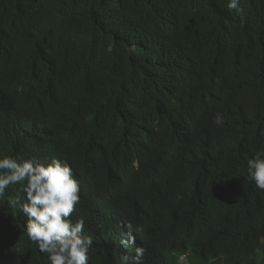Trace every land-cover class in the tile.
Listing matches in <instances>:
<instances>
[{"label": "trees", "instance_id": "1", "mask_svg": "<svg viewBox=\"0 0 264 264\" xmlns=\"http://www.w3.org/2000/svg\"><path fill=\"white\" fill-rule=\"evenodd\" d=\"M13 1L0 0V29L12 16L5 18L2 7ZM62 1L79 23L86 19L98 40L94 52L83 39L72 56L58 50L55 60L70 59L77 83L46 118L50 154L82 174V204L74 214L83 218L92 240L88 264H123L122 257L134 256L137 247L146 249L143 264H178L180 256L187 264H264V190L249 179L247 164L264 152V4L249 15V0H240L239 12L229 9L228 0ZM97 15L105 18L108 37ZM161 22L172 24L189 51L193 87L173 100L176 106L167 116L150 110L138 117L130 108L131 116L120 123L118 103L132 97V90L123 95L132 67L122 38L147 50L156 44L150 28L165 30ZM222 50L247 59L221 102L208 104L205 74L213 70L215 51ZM88 78L103 82L100 93L86 86ZM144 88L142 82L136 93ZM200 88L199 99L190 97ZM218 112L221 126L214 123ZM142 142L150 148L142 149L147 147ZM122 145L130 155L139 151L137 162L120 155ZM89 156L97 157L86 165ZM110 194L115 195L101 198ZM47 256L37 245L29 247L21 264H50Z\"/></svg>", "mask_w": 264, "mask_h": 264}, {"label": "clouds", "instance_id": "2", "mask_svg": "<svg viewBox=\"0 0 264 264\" xmlns=\"http://www.w3.org/2000/svg\"><path fill=\"white\" fill-rule=\"evenodd\" d=\"M62 2L15 0L2 7L5 18L12 16L0 29V264H14V257L15 264H21L29 247L36 249V245L41 253L48 254L50 264H88L89 260L92 240L84 229L83 218L74 214L82 204L81 179L69 162L50 154L53 139L46 118L53 105L68 96L77 83L70 59L67 64L55 60L58 50L64 48L72 56L80 47L78 40L89 41L92 49H98V40L86 19L79 23L75 12ZM239 4L240 0H228L230 10L242 11ZM263 4L264 0H249L246 13L255 15ZM98 15L97 23L108 37L110 28ZM159 27L165 30L150 28L156 44L147 50H138L126 36L122 38L132 67L131 75L126 79L127 72L124 79L123 95H127L125 90H132V97L123 96V102L118 103L120 123L131 116L130 108L138 111V117L150 110L155 114L169 112L175 104L173 100L178 102L193 87L186 45L181 46L172 24L161 22ZM246 59L228 50L215 51L213 70L205 74L202 86L208 104L224 97L232 75ZM151 74L156 75L153 83ZM144 75L150 77L144 82L146 88L136 93ZM135 80L141 85H136ZM86 86L100 93L103 82L88 78ZM199 91L201 88L190 97L199 99ZM135 102L139 105L135 106ZM214 123L223 125L221 113L216 114ZM119 149L122 156L137 160L139 151L130 155L124 147ZM96 157L89 156L91 162L87 165ZM247 164L249 179L264 190V152H257ZM145 251L137 247L134 256L122 257L123 264H143ZM178 264H187L186 256H180Z\"/></svg>", "mask_w": 264, "mask_h": 264}, {"label": "bare ground", "instance_id": "3", "mask_svg": "<svg viewBox=\"0 0 264 264\" xmlns=\"http://www.w3.org/2000/svg\"><path fill=\"white\" fill-rule=\"evenodd\" d=\"M107 42V41H106ZM95 49L97 50V48H94V50L92 51V52H94L95 51ZM53 50V49H52ZM17 52V51H16ZM15 53V52H14ZM109 53V52H108ZM147 58H148V56H147ZM89 60H95V59H89ZM243 63H245V62H243ZM243 63H241V65L243 64ZM109 73H111V71L109 70L108 71ZM152 76H153V78L154 79H151V82L153 83L154 82V80L156 79V75H153V74H151ZM231 75V74H230ZM147 78H150V77H148V75H144V77H143V79H142V82H145V80H147ZM21 87V86H20ZM140 97V95L139 96H136V98H139ZM221 101H218V100H215V103H216V105H218L219 103H220ZM138 103L137 102H135V106L137 105ZM176 106V105H175ZM173 108V107H172ZM126 113H128V109H127V111H126ZM126 116V115H125ZM160 116H162V117H164V116H167L166 114H165V112H163L162 113V115H160ZM170 116H175V115H170ZM112 131H113V128L111 129ZM170 131H172V130H170ZM133 136H135V135H133ZM142 139H145V137L142 135ZM106 143V141L105 140H102V142L100 143L101 145H104ZM137 143V141H136V139L134 138V141H133V143L132 144H136ZM121 144H123V143H121ZM146 143H143V146L145 145ZM122 147V149H123V145L121 146ZM100 150H98V151H96V153H94V154H99L103 149H105V148H103V147H100L99 148ZM145 149H148V148H144V150ZM137 152V151H136ZM142 153V152H141ZM92 154V153H91ZM119 154H120V152H119ZM118 154V155H119ZM136 154H138V153H136ZM121 155V154H120ZM86 162V165L89 163V162H91V161H89L88 159L85 161ZM133 162H137V160H135V161H133ZM114 165L113 166H115L116 164H119V163H113ZM134 164V163H133ZM79 177L80 176H82V174H77ZM115 177H118V176H115ZM116 182H118V181H115V183ZM122 187H118V189L117 190H120ZM23 194H24V192H23ZM111 195H115V194H110V195H103V196H105V197H101V198H106V199H108ZM15 220V219H14ZM9 249V248H8ZM121 252V251H120ZM14 261H13V263L15 264V257H14V259H13Z\"/></svg>", "mask_w": 264, "mask_h": 264}, {"label": "water", "instance_id": "4", "mask_svg": "<svg viewBox=\"0 0 264 264\" xmlns=\"http://www.w3.org/2000/svg\"><path fill=\"white\" fill-rule=\"evenodd\" d=\"M142 143H144V142H142ZM140 145H141V144H140ZM148 145H149V144L147 143L146 146H148ZM136 157H137V156H136Z\"/></svg>", "mask_w": 264, "mask_h": 264}]
</instances>
